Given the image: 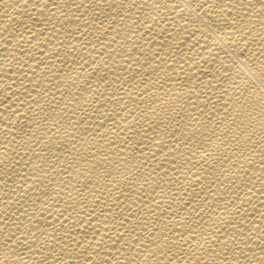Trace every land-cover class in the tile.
Instances as JSON below:
<instances>
[{
  "label": "bare ground",
  "instance_id": "1",
  "mask_svg": "<svg viewBox=\"0 0 264 264\" xmlns=\"http://www.w3.org/2000/svg\"><path fill=\"white\" fill-rule=\"evenodd\" d=\"M247 3L0 0V264H264Z\"/></svg>",
  "mask_w": 264,
  "mask_h": 264
},
{
  "label": "snow or ice",
  "instance_id": "2",
  "mask_svg": "<svg viewBox=\"0 0 264 264\" xmlns=\"http://www.w3.org/2000/svg\"><path fill=\"white\" fill-rule=\"evenodd\" d=\"M259 5V9L260 12L258 14L260 15H264V0H248L247 6L245 8V11L248 12L249 10L251 11H256V5ZM226 26L227 23L225 22ZM237 27L235 28V31H237L241 36L243 35V31L242 29L239 27V25L241 24L240 20L236 21ZM205 27H208V25H205ZM237 43H239V41H237Z\"/></svg>",
  "mask_w": 264,
  "mask_h": 264
}]
</instances>
